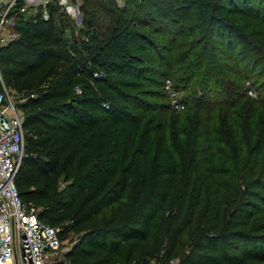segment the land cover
Segmentation results:
<instances>
[{"label":"trees","instance_id":"1","mask_svg":"<svg viewBox=\"0 0 264 264\" xmlns=\"http://www.w3.org/2000/svg\"><path fill=\"white\" fill-rule=\"evenodd\" d=\"M82 11L79 26L56 6L22 17L0 48L22 200L76 236L72 264H264V0Z\"/></svg>","mask_w":264,"mask_h":264},{"label":"built area","instance_id":"2","mask_svg":"<svg viewBox=\"0 0 264 264\" xmlns=\"http://www.w3.org/2000/svg\"><path fill=\"white\" fill-rule=\"evenodd\" d=\"M85 0H0V48L20 37L25 16L49 18L56 6L78 26L83 24ZM170 105L185 109L171 80L165 84ZM177 92V93H176ZM24 115L6 86L0 68V264H72L60 228L44 224L36 209L21 198L16 177L25 150ZM63 246V247H62Z\"/></svg>","mask_w":264,"mask_h":264},{"label":"rangeland","instance_id":"3","mask_svg":"<svg viewBox=\"0 0 264 264\" xmlns=\"http://www.w3.org/2000/svg\"><path fill=\"white\" fill-rule=\"evenodd\" d=\"M116 2L121 5V6H124L125 4V0H116ZM165 8L167 9L166 12L170 15V16H173V17H177L178 16V13L176 12V10H174L173 8H170V6L168 5H165ZM84 15V14H83ZM79 33V31H78ZM80 35V33H79ZM174 85V84H173ZM175 88V86H174ZM258 87L257 86H254V87H250L249 90H248V95L250 97H256L258 95ZM176 89V88H175ZM179 94H177V97L180 98V100H183L184 101V98L185 96L187 95V92L185 90H179L177 91ZM176 92V93H177ZM171 99V97H170ZM185 107H186V104H185ZM174 109V108H173ZM76 239V236L75 235H69V237H67L66 239H64V248H68L69 249V252L70 250L72 249L73 247V244L75 243V240ZM63 247V246H62Z\"/></svg>","mask_w":264,"mask_h":264}]
</instances>
